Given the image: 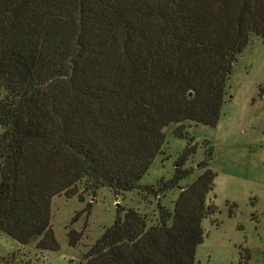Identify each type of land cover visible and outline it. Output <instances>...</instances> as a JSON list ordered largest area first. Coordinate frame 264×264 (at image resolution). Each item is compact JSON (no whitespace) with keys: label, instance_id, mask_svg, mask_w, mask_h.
I'll return each instance as SVG.
<instances>
[{"label":"trees","instance_id":"1","mask_svg":"<svg viewBox=\"0 0 264 264\" xmlns=\"http://www.w3.org/2000/svg\"><path fill=\"white\" fill-rule=\"evenodd\" d=\"M253 35L264 39V0H0V231L58 249L54 196L140 188L168 125L219 121ZM194 150L149 187L180 188L172 205L124 209L86 264H196L214 175L180 184Z\"/></svg>","mask_w":264,"mask_h":264},{"label":"rangeland","instance_id":"2","mask_svg":"<svg viewBox=\"0 0 264 264\" xmlns=\"http://www.w3.org/2000/svg\"><path fill=\"white\" fill-rule=\"evenodd\" d=\"M227 94L215 125L186 120L184 135L177 123L165 128L166 140L140 188L117 193L110 187L96 191L76 185L75 194L52 199L50 232L58 249L23 244L0 231V264H86L85 253L124 209L133 207L148 216L159 214L178 197L180 188L153 192L150 186L175 173L176 161L188 144L194 146L185 163L195 170L181 181L192 183L213 171V188L206 193L212 205L202 220L204 241L196 264H264V39L253 35L237 56L227 81ZM156 189L157 186H156ZM152 191V192H151ZM80 234L70 243L69 233Z\"/></svg>","mask_w":264,"mask_h":264}]
</instances>
